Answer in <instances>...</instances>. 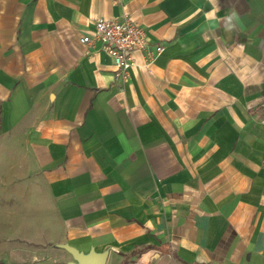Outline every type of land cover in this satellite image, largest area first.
Returning a JSON list of instances; mask_svg holds the SVG:
<instances>
[{
	"label": "crops",
	"instance_id": "crops-1",
	"mask_svg": "<svg viewBox=\"0 0 264 264\" xmlns=\"http://www.w3.org/2000/svg\"><path fill=\"white\" fill-rule=\"evenodd\" d=\"M124 15L147 34L126 79L81 41ZM63 243L264 264V0H0V262Z\"/></svg>",
	"mask_w": 264,
	"mask_h": 264
},
{
	"label": "built area",
	"instance_id": "built-area-1",
	"mask_svg": "<svg viewBox=\"0 0 264 264\" xmlns=\"http://www.w3.org/2000/svg\"><path fill=\"white\" fill-rule=\"evenodd\" d=\"M95 40L102 42L103 48L113 57L117 76L126 79L134 64L132 51L147 44V34L145 28L129 15L121 18L100 16L94 20L91 32L81 37L86 43ZM163 48L158 45L157 52Z\"/></svg>",
	"mask_w": 264,
	"mask_h": 264
},
{
	"label": "water",
	"instance_id": "water-1",
	"mask_svg": "<svg viewBox=\"0 0 264 264\" xmlns=\"http://www.w3.org/2000/svg\"><path fill=\"white\" fill-rule=\"evenodd\" d=\"M60 246L66 248L73 256V260L67 264H106L107 262V251L96 252L94 249H91L88 252H84L67 243L60 244Z\"/></svg>",
	"mask_w": 264,
	"mask_h": 264
},
{
	"label": "clouds",
	"instance_id": "clouds-1",
	"mask_svg": "<svg viewBox=\"0 0 264 264\" xmlns=\"http://www.w3.org/2000/svg\"><path fill=\"white\" fill-rule=\"evenodd\" d=\"M236 18V13L232 12V14L230 16L227 17V20L229 22V27H233L234 25L232 24V21Z\"/></svg>",
	"mask_w": 264,
	"mask_h": 264
},
{
	"label": "trees",
	"instance_id": "trees-1",
	"mask_svg": "<svg viewBox=\"0 0 264 264\" xmlns=\"http://www.w3.org/2000/svg\"><path fill=\"white\" fill-rule=\"evenodd\" d=\"M0 264H6V263H4V262H0Z\"/></svg>",
	"mask_w": 264,
	"mask_h": 264
}]
</instances>
